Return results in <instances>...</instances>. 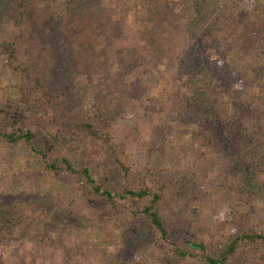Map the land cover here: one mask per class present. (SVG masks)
I'll list each match as a JSON object with an SVG mask.
<instances>
[{"label":"rangeland","instance_id":"374dc122","mask_svg":"<svg viewBox=\"0 0 264 264\" xmlns=\"http://www.w3.org/2000/svg\"><path fill=\"white\" fill-rule=\"evenodd\" d=\"M19 1L0 0V104L10 116L0 114V130L21 125L11 102L22 92L50 105L26 122L35 135L30 144L0 137V214L11 200L23 199L24 227L14 229L0 264H204L199 257L175 258L171 245L192 252L187 242L198 231L206 242L241 230L264 231L262 195L243 183L248 168L264 167V104L247 100L264 86L263 0H203L197 37L209 42L190 70L179 63L194 41L186 27L190 0H171L177 3L175 24L150 38L144 0H90L74 30L60 16L68 0H25L24 7ZM88 16L97 27H85ZM17 64L34 78L24 80ZM214 64L219 70L212 74ZM129 82L140 87L134 86L126 105L117 99ZM92 110L107 117L99 129L112 133L108 145L72 126ZM66 129L87 146L84 163L103 187L145 184L162 193L156 209L169 242L135 213L147 199L108 203L70 177L60 182L46 175L32 148L51 160L58 150L52 136ZM200 136L210 147L200 145ZM111 154L132 173L123 177ZM22 176L29 177L30 188H13L11 180ZM70 196L73 202L66 203ZM57 208L62 210L55 213ZM44 232L51 235L48 244Z\"/></svg>","mask_w":264,"mask_h":264},{"label":"trees","instance_id":"16d2710c","mask_svg":"<svg viewBox=\"0 0 264 264\" xmlns=\"http://www.w3.org/2000/svg\"><path fill=\"white\" fill-rule=\"evenodd\" d=\"M24 1L20 0L19 5L24 7ZM90 0H68L64 5H61L60 16L63 20L67 21L72 27L78 28L79 26L75 24L76 20L84 18L87 14V7L89 5ZM89 2V3H88ZM192 3V5H191ZM176 4L171 0H144L142 4V9L145 13L146 20L149 24V27L146 29L145 35L150 38L153 33H155L162 26L172 25L176 22L177 13L175 12ZM203 5V0H190V7H192V14L189 16L187 20V32L190 33V37L194 39L193 44L190 49L185 51L179 57L180 67H184L187 70L196 67V63L198 62V51H203L209 39L206 36L197 37L199 19L202 16L201 12L198 10L201 9ZM264 6V0H263ZM99 11H102L99 9ZM23 15V13H20ZM17 18V17H16ZM93 16L87 18L85 23V27L87 25L88 28L97 27V22L95 19H92ZM103 22V21H98ZM107 27H109L110 21L106 18ZM185 27V28H186ZM15 50L11 47L7 55V64L11 66L14 61V52ZM263 53V51H261ZM138 56V55H136ZM263 58V57H261ZM201 62H209L208 59L199 60ZM264 63V62H263ZM16 69L20 70L24 80L33 79L28 72L27 66L15 65ZM212 67V68H211ZM203 70H206L203 67ZM219 67L215 64L214 66H210L209 71L212 74H215V71H218ZM208 72V69L206 70ZM209 73V72H208ZM209 73V77L210 74ZM37 80V78H36ZM36 80H34L36 82ZM182 80V79H181ZM203 82V81H202ZM30 83V82H29ZM201 83V81H200ZM239 85L240 83L236 84ZM127 89L119 95L118 101L124 102L126 105L129 103V99L133 95V92L137 86L136 82H129L126 85ZM135 86V87H134ZM39 87L40 84H39ZM133 87V88H132ZM230 88H235V86ZM263 90L259 92H254L251 96H248L249 102L261 103L264 104V86H262ZM239 89V88H238ZM233 90L238 92L239 90ZM200 94L203 95V90L200 91ZM45 100H48L45 95H42ZM30 101V102H29ZM13 107L17 113H15L19 117V122L21 125L17 129L0 130V137L4 138L8 143H17L23 142L25 144H30V141L35 137L33 131L27 125V121L35 114H45L49 112L48 105L46 107L43 104L37 102V100H31L27 93L22 92L20 98L13 99L11 102ZM206 106L205 103H203ZM206 108H208L206 106ZM213 109L208 108V111L211 112ZM0 114L3 117L8 119L10 116L8 115V110L0 104ZM211 119L214 120V115L210 116ZM107 120V117L103 112L98 110L84 112L82 119L79 122L73 124V128H78V132L85 133L87 136L92 137L93 139L103 142L105 144H109L111 140V134L108 131H101L99 128L103 125V123ZM25 127L22 128V125ZM7 128V125L5 126ZM14 127V125H13ZM64 134L52 136L55 146L57 147V151L54 153L51 160L46 161V153L43 151H38L32 148L33 152L37 155H40L42 161L44 162V172L46 175L50 176L54 181L63 182L67 178H71L76 180L77 184L83 189H87L90 191L91 195H94L98 198H101L104 202H111L114 199H147V202L143 205H140L138 209L135 211L136 214H139L145 217L149 225L155 234L164 242H169L168 240V229L164 225L161 214L157 211V206L159 202L162 200L163 195L161 192L150 190L146 187L145 184L138 186L137 188H127L124 187L120 191H111L107 187H103L101 184L97 183L94 180V177L91 173L89 166L84 163V158L86 155L85 150L87 146L82 143V141L72 135H69V129L62 131ZM67 134V135H66ZM200 142V145L203 148L210 147L209 140L206 136H200L197 138ZM83 144V145H82ZM86 147H85V146ZM113 162L119 167L122 172L123 177H127L132 172L131 168L126 166L118 157L111 154ZM255 160V159H254ZM257 163L255 166H258ZM252 165V164H251ZM244 184L247 188H251L254 192L258 193V196L261 195V200L264 202V167L260 166L256 170H251L248 168V171L244 174ZM11 185L13 188L26 189L30 188L31 182L28 176H22L17 179L11 180ZM42 194V193H41ZM50 200H54V192H49ZM83 194H77V198L82 196ZM82 198V197H80ZM73 197H68L66 203H72ZM23 203V199H13L8 203V205L4 208L5 213L0 214V261L3 259V253L6 246L10 245L14 240V229L17 227H21L24 230L22 225V212L21 207ZM3 206L0 208V213L2 212ZM62 209H55L56 212H60ZM63 221V220H62ZM60 233V232H58ZM23 234V232H22ZM35 232H33V235ZM44 243L51 242L52 238L49 232L43 233ZM187 244L193 250L192 252L182 249L176 244L171 245L172 255L177 259H183L186 257H199V259L204 264H240L238 261L240 259L246 258L247 263L244 264H264V231L261 230H241L236 233H230L228 235H224L219 242L210 241L206 242L203 238V235L198 231L197 234H193L191 239L187 242ZM246 247V248H245ZM241 254L244 256L241 257ZM144 259V257H143ZM137 264H149L146 261L144 262L142 259H137ZM160 264V263H159Z\"/></svg>","mask_w":264,"mask_h":264}]
</instances>
